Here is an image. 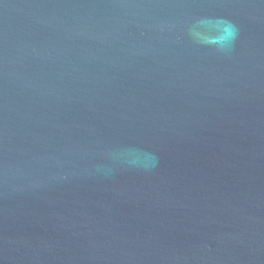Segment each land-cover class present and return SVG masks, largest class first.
Listing matches in <instances>:
<instances>
[{
	"label": "water",
	"instance_id": "water-1",
	"mask_svg": "<svg viewBox=\"0 0 264 264\" xmlns=\"http://www.w3.org/2000/svg\"><path fill=\"white\" fill-rule=\"evenodd\" d=\"M5 3L0 264H264V0Z\"/></svg>",
	"mask_w": 264,
	"mask_h": 264
},
{
	"label": "clouds",
	"instance_id": "clouds-1",
	"mask_svg": "<svg viewBox=\"0 0 264 264\" xmlns=\"http://www.w3.org/2000/svg\"><path fill=\"white\" fill-rule=\"evenodd\" d=\"M111 3L117 7L127 8V7H143L142 4H133L132 0H111ZM0 7L8 8L9 5L5 3V0H0ZM223 25V35L222 38L218 42L217 50L227 53L232 46L233 41L236 39L238 34V29L234 23L228 20H221L219 22ZM189 36L193 39L194 42L198 44H203L204 41L199 40L194 31V28L189 29ZM112 155V153H109ZM154 166V165H153ZM150 170L147 166H145V171Z\"/></svg>",
	"mask_w": 264,
	"mask_h": 264
}]
</instances>
